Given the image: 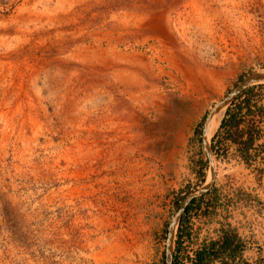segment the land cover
I'll return each mask as SVG.
<instances>
[{
	"label": "rangeland",
	"instance_id": "374dc122",
	"mask_svg": "<svg viewBox=\"0 0 264 264\" xmlns=\"http://www.w3.org/2000/svg\"><path fill=\"white\" fill-rule=\"evenodd\" d=\"M260 74L264 0H0V264H190L228 225L264 261V122L247 168L205 137Z\"/></svg>",
	"mask_w": 264,
	"mask_h": 264
},
{
	"label": "trees",
	"instance_id": "16d2710c",
	"mask_svg": "<svg viewBox=\"0 0 264 264\" xmlns=\"http://www.w3.org/2000/svg\"><path fill=\"white\" fill-rule=\"evenodd\" d=\"M256 89H264V85L248 88L234 99L226 112V118L221 121L222 124L220 126V130L228 129V137L224 138L221 136V133H217L212 139V149L214 151H216L217 143L219 145H224L225 141H230L238 146L237 151L243 160L249 162L250 151L258 149L255 148L254 145L260 137L261 129L259 124L262 121L258 120L255 122V118L248 121L243 119L250 116L255 117L257 114L261 116L263 112L264 107L258 105V101L255 99L257 96V94H255ZM245 110L247 113L242 115ZM243 123L247 124L245 129H241ZM228 126H230V128ZM244 137H246L245 141L243 140ZM202 198L203 197L193 198L191 200L184 211L181 225L185 222L183 218L188 216L192 210L195 209L198 211V209H200ZM176 244V251L179 253L183 245L181 230ZM245 250V240L239 235L236 228H231L228 225L227 227L223 226V228L219 230L216 239L212 238L205 240L202 245L194 251V256L188 257L187 260L190 264H250L244 258ZM172 264H184V262L176 255L174 256ZM255 264H264V261L260 258Z\"/></svg>",
	"mask_w": 264,
	"mask_h": 264
},
{
	"label": "bare ground",
	"instance_id": "6f19581e",
	"mask_svg": "<svg viewBox=\"0 0 264 264\" xmlns=\"http://www.w3.org/2000/svg\"><path fill=\"white\" fill-rule=\"evenodd\" d=\"M260 82L264 83V81H260ZM225 112H226V106L222 105L219 107L217 106V108L214 109L213 112L211 113V115L207 121V127H206V131H205V137H206L207 142L211 139V137L214 135V133L218 130V128L221 124L222 115L224 117ZM219 115H221V116H219Z\"/></svg>",
	"mask_w": 264,
	"mask_h": 264
},
{
	"label": "crops",
	"instance_id": "0c3cea01",
	"mask_svg": "<svg viewBox=\"0 0 264 264\" xmlns=\"http://www.w3.org/2000/svg\"><path fill=\"white\" fill-rule=\"evenodd\" d=\"M250 117H252V116H250ZM225 118H226V116H225ZM224 118V119H225ZM252 118H255V120H257V118L259 119V120H261L262 122L260 123V125L264 122V108H263V112H262V114H261V116H259L258 114L257 115H255V117H252ZM241 129H242V127H241ZM228 130V129H227ZM226 130V131H227ZM221 132L222 131H224V129H222V130H220ZM261 133H262V131H261ZM246 140V137H244V141ZM258 143H260V144H258ZM262 143H263V141L261 140L260 142L259 141H256L255 142V145H254V147L255 148H262L263 147V145H262ZM229 145L232 147V148H235V150H237L238 149V146L236 145V144H233L232 142L231 143H229ZM252 151H254V152H256L257 150H251L250 152H252ZM238 157V161L240 162V164H242L243 166H245L246 168L248 167V165H247V162L246 161H244L243 160V158L240 156V155H238L237 156ZM250 162V161H249Z\"/></svg>",
	"mask_w": 264,
	"mask_h": 264
},
{
	"label": "water",
	"instance_id": "95a60500",
	"mask_svg": "<svg viewBox=\"0 0 264 264\" xmlns=\"http://www.w3.org/2000/svg\"><path fill=\"white\" fill-rule=\"evenodd\" d=\"M260 81H264V74L254 76L248 83H258Z\"/></svg>",
	"mask_w": 264,
	"mask_h": 264
}]
</instances>
